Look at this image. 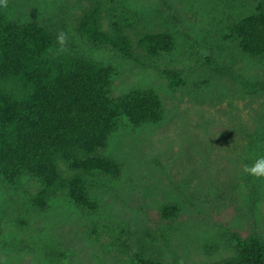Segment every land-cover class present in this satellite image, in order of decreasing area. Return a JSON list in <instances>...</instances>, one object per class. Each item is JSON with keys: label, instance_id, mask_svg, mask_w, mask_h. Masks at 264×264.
Wrapping results in <instances>:
<instances>
[{"label": "rangeland", "instance_id": "1", "mask_svg": "<svg viewBox=\"0 0 264 264\" xmlns=\"http://www.w3.org/2000/svg\"><path fill=\"white\" fill-rule=\"evenodd\" d=\"M100 3L102 28L123 29L136 61L80 37L84 1L0 0V7L12 21L43 26L57 54L110 67V96L155 92L162 122L115 120L102 155L119 175L86 177L96 212L77 209L64 192L40 211L36 180L0 179V264H136L141 253L160 264H222L235 255L233 234L264 243V175L245 171L264 160V59L244 56L232 33L264 0ZM147 32H166L171 51L147 56L137 46ZM165 69L179 72L182 85L170 87Z\"/></svg>", "mask_w": 264, "mask_h": 264}, {"label": "trees", "instance_id": "2", "mask_svg": "<svg viewBox=\"0 0 264 264\" xmlns=\"http://www.w3.org/2000/svg\"><path fill=\"white\" fill-rule=\"evenodd\" d=\"M89 4L77 22L80 37L136 61L128 35L117 24L101 25L100 0ZM238 49L250 59H264V4L232 26ZM138 48L149 57L171 51L166 32L143 33ZM112 70L89 58L57 54L55 40L43 26L8 19L0 7V179L15 186L23 177L41 189L33 203L46 209L50 195L64 192L79 210L96 212L87 196L86 177L99 173L115 179L119 165L102 155L115 120L133 127L159 124L160 98L149 89L110 96ZM170 87L182 85L179 72L162 70ZM164 209L163 216H173ZM234 257L222 264H264V243L257 237L231 236ZM136 264H160L141 253Z\"/></svg>", "mask_w": 264, "mask_h": 264}, {"label": "clouds", "instance_id": "3", "mask_svg": "<svg viewBox=\"0 0 264 264\" xmlns=\"http://www.w3.org/2000/svg\"><path fill=\"white\" fill-rule=\"evenodd\" d=\"M245 171L253 175H264V160L257 161L255 165L251 168H246Z\"/></svg>", "mask_w": 264, "mask_h": 264}]
</instances>
